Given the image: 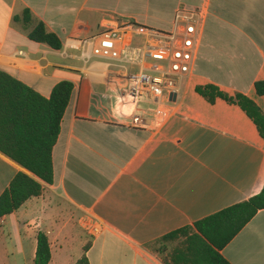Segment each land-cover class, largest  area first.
<instances>
[{"label": "crops", "instance_id": "obj_1", "mask_svg": "<svg viewBox=\"0 0 264 264\" xmlns=\"http://www.w3.org/2000/svg\"><path fill=\"white\" fill-rule=\"evenodd\" d=\"M178 6L205 11L200 42L156 124L148 102L115 97L118 67L82 43L117 21L168 30ZM39 21L60 49L29 38ZM0 69L44 97L59 81L73 83L51 152L53 181L0 217V264H33L38 232L48 238V264L83 255L87 264H165L159 238L264 187V138L253 121L237 104L195 91L213 84L242 93L264 113L254 87L264 81V0H0ZM20 171L29 173L0 152V194ZM84 214L103 222L97 236L80 225ZM220 253L230 264H264V209Z\"/></svg>", "mask_w": 264, "mask_h": 264}, {"label": "trees", "instance_id": "obj_2", "mask_svg": "<svg viewBox=\"0 0 264 264\" xmlns=\"http://www.w3.org/2000/svg\"><path fill=\"white\" fill-rule=\"evenodd\" d=\"M29 19L30 12L26 9L22 20L26 23ZM28 36L53 49L61 48L60 39L41 21ZM254 87L258 95L264 94V81H256ZM72 89V82L62 80L55 84L49 97H44L0 69V152L29 172L16 173L0 194V217L17 209L30 197L40 195L43 189L41 181L52 183L51 152ZM195 91L210 103L221 98L237 104L264 138V113L252 99L242 93L228 95L213 84L196 86ZM261 209H264V187L246 200L163 235L158 240L184 237L183 243L174 248L168 258H164L165 264H230L220 253L221 249ZM50 259L48 238L45 233L38 232L33 264H48ZM87 262V257L83 255L75 264Z\"/></svg>", "mask_w": 264, "mask_h": 264}, {"label": "built area", "instance_id": "obj_3", "mask_svg": "<svg viewBox=\"0 0 264 264\" xmlns=\"http://www.w3.org/2000/svg\"><path fill=\"white\" fill-rule=\"evenodd\" d=\"M204 13L201 7L178 6L168 30L117 21L82 44L91 55L118 67L115 97L130 102L143 99L152 105V120L160 124L170 114V95H177L180 81L192 69ZM79 223L91 236L103 229V222L90 214H84Z\"/></svg>", "mask_w": 264, "mask_h": 264}, {"label": "rangeland", "instance_id": "obj_4", "mask_svg": "<svg viewBox=\"0 0 264 264\" xmlns=\"http://www.w3.org/2000/svg\"><path fill=\"white\" fill-rule=\"evenodd\" d=\"M146 108L148 110H150V108L152 107L151 104H145ZM184 237L183 236H179L176 239L173 240H157L153 245L155 247H159V250L162 249V252L160 253L163 257L168 258L170 252L180 246L183 243Z\"/></svg>", "mask_w": 264, "mask_h": 264}, {"label": "water", "instance_id": "obj_5", "mask_svg": "<svg viewBox=\"0 0 264 264\" xmlns=\"http://www.w3.org/2000/svg\"><path fill=\"white\" fill-rule=\"evenodd\" d=\"M169 98H170V100L175 101L176 94L175 93H172Z\"/></svg>", "mask_w": 264, "mask_h": 264}]
</instances>
